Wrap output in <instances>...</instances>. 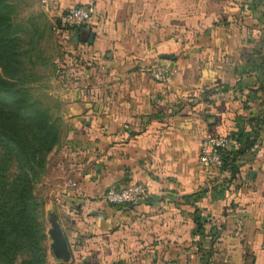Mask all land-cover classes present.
I'll use <instances>...</instances> for the list:
<instances>
[{
  "label": "crops",
  "instance_id": "obj_1",
  "mask_svg": "<svg viewBox=\"0 0 264 264\" xmlns=\"http://www.w3.org/2000/svg\"><path fill=\"white\" fill-rule=\"evenodd\" d=\"M40 4L89 59L41 178L66 264H264V0ZM77 4L95 9L80 33L63 20ZM157 62L169 80L151 76ZM221 133L231 159L206 175L202 140ZM132 183L147 200H104Z\"/></svg>",
  "mask_w": 264,
  "mask_h": 264
},
{
  "label": "trees",
  "instance_id": "obj_2",
  "mask_svg": "<svg viewBox=\"0 0 264 264\" xmlns=\"http://www.w3.org/2000/svg\"><path fill=\"white\" fill-rule=\"evenodd\" d=\"M94 15L95 9L87 22L65 28L80 33L93 25ZM17 50L10 3L0 0V264H52L47 258L44 200L36 193V183L63 127L23 83ZM229 159L226 150L222 164Z\"/></svg>",
  "mask_w": 264,
  "mask_h": 264
},
{
  "label": "rangeland",
  "instance_id": "obj_3",
  "mask_svg": "<svg viewBox=\"0 0 264 264\" xmlns=\"http://www.w3.org/2000/svg\"><path fill=\"white\" fill-rule=\"evenodd\" d=\"M7 1L10 3L11 20L17 28L16 57L23 69V83L29 86L31 93L47 110L57 116L60 127H65L67 100L64 93L70 81L78 75L77 67L85 64V55L69 33L64 34L58 30V22L47 15L39 0ZM42 179L36 183V193L44 200ZM50 210L48 205L44 208L46 232L52 216ZM46 243L48 261L52 264H65L62 259L54 256L48 232Z\"/></svg>",
  "mask_w": 264,
  "mask_h": 264
},
{
  "label": "built area",
  "instance_id": "obj_4",
  "mask_svg": "<svg viewBox=\"0 0 264 264\" xmlns=\"http://www.w3.org/2000/svg\"><path fill=\"white\" fill-rule=\"evenodd\" d=\"M47 7L49 0H40ZM94 13L92 4H77L66 9L63 17L64 23L70 26H79L87 22ZM151 76L157 80H169L172 76V68L168 63L157 62L148 68ZM231 139L227 134H206L201 143L199 162L204 174L223 163V154L228 149ZM149 191L141 183H132L123 186H109L103 198L109 203L125 204L137 203L147 200ZM264 246V239L261 242ZM164 264H180L178 259L167 260Z\"/></svg>",
  "mask_w": 264,
  "mask_h": 264
},
{
  "label": "water",
  "instance_id": "obj_5",
  "mask_svg": "<svg viewBox=\"0 0 264 264\" xmlns=\"http://www.w3.org/2000/svg\"><path fill=\"white\" fill-rule=\"evenodd\" d=\"M51 213L50 226L47 230L49 237L51 238L50 248L54 256L62 259L66 264L70 260L71 250L57 214L55 212Z\"/></svg>",
  "mask_w": 264,
  "mask_h": 264
}]
</instances>
